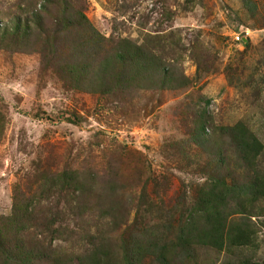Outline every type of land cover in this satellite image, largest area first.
Returning a JSON list of instances; mask_svg holds the SVG:
<instances>
[{
    "label": "rangeland",
    "instance_id": "374dc122",
    "mask_svg": "<svg viewBox=\"0 0 264 264\" xmlns=\"http://www.w3.org/2000/svg\"><path fill=\"white\" fill-rule=\"evenodd\" d=\"M263 192L264 0H0V264H264Z\"/></svg>",
    "mask_w": 264,
    "mask_h": 264
},
{
    "label": "trees",
    "instance_id": "16d2710c",
    "mask_svg": "<svg viewBox=\"0 0 264 264\" xmlns=\"http://www.w3.org/2000/svg\"><path fill=\"white\" fill-rule=\"evenodd\" d=\"M34 15H38V13L34 12ZM36 23L35 20L32 21H28L26 20L25 21V24L24 26L22 27L21 29V25L20 26H16L14 25L13 28H7L5 30H3V33L2 34H5V35H8V34H15L17 33L18 31L22 32L23 33V36L27 37L28 34H29V25L32 26V24ZM118 44H122L120 45V47L118 48L119 50H117L114 54V58L116 60H124V61H127V59H131V60H134V59H139L141 60V66L143 67L144 70H149V67L151 66L150 64V61L149 59L147 58V56H145V54L141 51V49L135 45H133V43H131L130 41L128 40H119V43ZM112 63H108V59L105 60L104 62H102L98 67H97V70H96V74L100 75V77H105L108 75L109 76V72L111 71L110 69V65ZM77 66V67H76ZM78 68V69H76ZM156 68V66H155ZM70 70H75L77 73L80 72L79 70V66L78 65H72V68L69 69ZM154 73L158 74V76H156L158 78V81L160 79H162V76L161 75H164V73H166L164 71L163 68H158L157 71L154 70ZM126 73H124L123 75H125ZM127 78L129 76V74L126 75ZM132 80L134 81V74L132 76ZM204 125L202 126V129H204ZM242 129H239L237 132H232V133H228L229 135L232 136L233 138V141H237V145L239 148H241L242 152H243V158L246 160V157H253L255 156L258 152H254V151H251V144L253 145H257L258 147H261V144H259V142L254 138L251 139V137L247 136L245 137V133H241L239 131H241ZM245 156V157H244ZM248 160V158H247ZM246 160V161H247ZM212 193L214 192H209L208 194L210 195H213ZM225 194V191H222L219 193V195L215 194L213 196V203L215 202V204L217 203V201L220 199V196H224ZM263 195H264V192H263ZM225 197V196H224ZM210 201V199L208 201H205L206 204H208V202ZM187 231V232H186ZM198 231H196V227L192 228V229H183L181 228L180 229V238L183 236V234H186V233H190L192 234L193 236H196V233ZM204 236H209L208 233H206V231H204ZM133 245V244H131ZM10 244H6V247L9 249L10 248ZM102 246L99 244V245H94L92 244V248L91 250L89 251V254L85 255L83 258L82 256H79L77 257V263L78 264H109L108 260H104V254H103V251H102ZM135 248L136 250H132V249H127L126 248V253L124 254L123 256V264H136V262L138 261V255L141 254L142 252H147V249H151L153 253H156L158 252L159 250V245L158 244H155L154 246L153 245H149V246H146L144 244H141V243H137L135 242ZM155 248H157L158 250H156ZM163 255V253H161ZM43 257V254L42 255H39V258ZM134 258L135 261H134ZM70 262V261H69ZM53 264H64V261L61 260L60 258H54L53 260ZM66 264V263H65Z\"/></svg>",
    "mask_w": 264,
    "mask_h": 264
},
{
    "label": "built area",
    "instance_id": "2783aa9c",
    "mask_svg": "<svg viewBox=\"0 0 264 264\" xmlns=\"http://www.w3.org/2000/svg\"><path fill=\"white\" fill-rule=\"evenodd\" d=\"M234 37H235V39L238 40L240 38V34L239 33H235V36Z\"/></svg>",
    "mask_w": 264,
    "mask_h": 264
}]
</instances>
